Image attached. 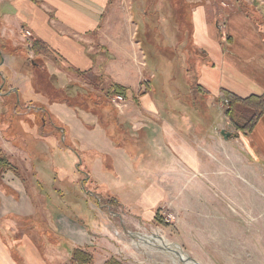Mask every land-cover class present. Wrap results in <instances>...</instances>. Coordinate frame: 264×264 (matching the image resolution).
Masks as SVG:
<instances>
[{"label":"crops","instance_id":"0c3cea01","mask_svg":"<svg viewBox=\"0 0 264 264\" xmlns=\"http://www.w3.org/2000/svg\"><path fill=\"white\" fill-rule=\"evenodd\" d=\"M136 1L133 8L126 0H0V65L15 61L24 47L27 56L47 67L53 78L61 74L66 79L57 85L59 89L89 86V91L99 92L116 83L135 95L137 100L126 101L122 112L109 102L125 133L119 141L109 137L107 123L96 115L93 105H75L80 110L77 114L65 103L51 107L56 106L57 111L68 108L79 120L80 134L87 141L76 136L83 153L77 154L81 164L86 158L105 198L109 195L114 203L117 200L124 212L135 215L140 222L154 223V216H161V207L167 205L174 191L184 189L186 184L187 188L191 175L208 172L207 131L215 119L209 123L192 103L159 104L150 97L155 75L135 41L137 24L132 9L142 14L151 6L148 9L154 13L155 1ZM163 1L172 7L171 0ZM184 1L190 5L189 42L179 40L176 31L181 28L174 23L169 36L176 47H182L187 62L191 57L197 74L190 93L209 104L207 108L199 106L204 115L208 111L216 113L221 106L216 99L223 90L241 97L264 94V7H258L254 0ZM25 31L31 33L34 50L39 53L29 48ZM1 91L0 95L8 98L20 94L11 82L7 90ZM29 104L19 98L13 108L27 116L24 107ZM35 104L52 117L49 109ZM186 110H194L199 118L192 119V114L189 118ZM58 120L66 142L65 123ZM239 137L248 139L249 157L262 166L264 173V114L249 136ZM59 146L73 148L69 143L68 147ZM255 146H259V153ZM117 166L124 177L117 173ZM11 174L8 179L5 175L6 182L0 177V264H72L71 252L76 248L93 255L91 264L106 262L107 252L101 249L106 244L102 237L94 243V237H106L103 232L107 225L100 214L106 211L101 208L107 209V201L101 207L98 203L96 217L86 225L60 211L49 212L46 204L37 205L21 178ZM181 174L188 177L180 180ZM85 176L89 179L90 173ZM120 197L128 198L123 202L126 204L120 202Z\"/></svg>","mask_w":264,"mask_h":264},{"label":"rangeland","instance_id":"374dc122","mask_svg":"<svg viewBox=\"0 0 264 264\" xmlns=\"http://www.w3.org/2000/svg\"><path fill=\"white\" fill-rule=\"evenodd\" d=\"M126 1L129 7L137 6L136 0ZM172 1L174 5L171 7L163 0H156L154 13L148 9L151 6L142 14L132 9L137 24L135 41L139 43L148 69L155 75L150 97L159 104L186 105L192 103L188 94L197 72L190 62L191 57L187 62V55L180 51L182 47H176L169 34L174 23L181 28L176 31L180 34L179 40L188 43L190 5L184 0ZM254 1L258 7L264 6V0ZM151 2L147 0V3ZM22 52L15 61L0 65V93L1 89L9 88L10 82L20 93L16 95L18 99L0 95V147L17 174L11 170L2 172L0 176L4 182L5 175L8 174V179L13 173L21 178L26 191L33 193L37 205L46 204L49 212L60 211L86 225L96 217V208H99L96 196L101 200L100 207L107 201V209L101 208L106 211L100 214L107 225L103 232L106 237L95 236L94 243L97 244V238L102 237L106 245L101 249L107 252V259L112 258L120 264H182L162 249L142 245L131 236L132 233L158 234L178 244L190 259L199 264H264V173L262 166L249 157L246 137L225 140L220 134L221 129L230 132L234 129L224 117L227 106H219L216 113L209 111L207 116L197 107L195 111L202 112V118L207 117L209 123L215 119L207 131L208 172L191 175V184L174 191L167 205L161 207L166 226L142 223L135 215L124 212L117 200L109 202L111 197L107 195L105 198L102 188L96 186V178L86 158L80 163L77 151L82 153V150L77 145L76 136L83 141L87 139L80 134L79 120L73 114L80 113V110L67 102H76L74 90L84 94L89 91V86L59 89L57 85L66 79L61 74L53 78L47 67L34 57H28L30 54L27 56L24 47ZM187 54L190 56L189 52ZM169 75L172 77L168 78ZM69 78L77 81V78ZM104 92L100 91L101 97ZM134 94L138 96L137 92ZM133 96L127 93L125 101L134 103L137 99ZM19 98L23 104L30 103L28 108L24 107L27 116L20 115L13 108ZM57 102L69 105L73 113L68 108L57 111L56 106L51 107ZM35 103L49 109L52 117ZM195 111L186 110L185 114L189 118L192 114V119L199 118ZM57 118L68 125L64 124L69 141L65 142L61 137ZM62 134H65L64 130ZM58 143L61 146L69 143L73 148L62 149ZM255 149L259 153V146ZM117 168L120 177H124L123 170ZM87 173H90L89 179L85 176ZM187 177L181 174L179 179ZM127 199L120 197V202L126 204L123 202Z\"/></svg>","mask_w":264,"mask_h":264},{"label":"trees","instance_id":"16d2710c","mask_svg":"<svg viewBox=\"0 0 264 264\" xmlns=\"http://www.w3.org/2000/svg\"><path fill=\"white\" fill-rule=\"evenodd\" d=\"M156 1V0H154ZM172 1V0H171ZM173 2V3H172ZM171 2V5H174V1ZM182 2V1H181ZM264 7V6H263ZM264 9V8H263ZM254 12V11H253ZM220 31V28L218 26ZM191 33V30H190ZM190 36V35H189ZM189 42V41H188ZM34 43L32 42L30 45V49L36 53H39L37 49H35ZM33 61V60H32ZM96 87V83L92 84ZM104 90L105 92L102 94L103 97L100 96V91ZM99 92L87 91L86 93H79L78 91L75 93L74 97L76 102L68 101L70 105H81V106H95L96 115L103 119L107 123V133L109 137L114 141H119L121 136L125 135L122 129V125H119V121L116 115L115 110L110 106L109 100H107L109 94L111 93H120L123 95H127L129 93L128 88L123 87L116 83H110L106 86V88L98 90ZM192 100V104L195 106L202 105V108H207L208 103L200 102L198 100L197 95H195L192 91L188 94ZM74 97H70V99H74ZM216 101L220 104H223L227 101V109L224 111V117L230 121V123L234 127V131H232V137L237 138L239 134L243 136H249L251 134L252 129L255 127L256 123L260 119V117L264 114V94L262 95H248L246 97H241L235 93H231L223 90ZM66 102V101H63ZM107 108V109H105ZM105 109V110H104ZM209 112V111H208ZM208 114V113H207ZM203 115V114H202ZM64 129V128H63ZM110 131V132H109ZM230 138V139H231ZM14 168V165L10 162L9 157L4 154L0 147V175L4 171H8ZM13 173L17 176V174L13 171ZM1 177V176H0ZM109 202L114 203L113 199H109ZM154 223L157 225L166 226L167 223L163 220L161 216L156 214L154 216ZM93 259V255L87 251H83L79 248L73 249L71 252V263L72 264H91ZM104 264H120L116 260L110 258L107 259Z\"/></svg>","mask_w":264,"mask_h":264},{"label":"bare ground","instance_id":"6f19581e","mask_svg":"<svg viewBox=\"0 0 264 264\" xmlns=\"http://www.w3.org/2000/svg\"><path fill=\"white\" fill-rule=\"evenodd\" d=\"M131 236L136 237L142 245H146L149 247L159 248L171 256H173L176 260L180 261L182 264H198L194 260L190 259L181 249V247L176 243H171L160 237L158 234H137L132 233Z\"/></svg>","mask_w":264,"mask_h":264},{"label":"built area","instance_id":"2783aa9c","mask_svg":"<svg viewBox=\"0 0 264 264\" xmlns=\"http://www.w3.org/2000/svg\"><path fill=\"white\" fill-rule=\"evenodd\" d=\"M25 37L29 43V48L31 45V33L29 31H25ZM109 101L110 103L119 111L122 112L125 109L126 106V101H125V96L123 94L120 93H112L109 96ZM221 106H227V101L223 104H221ZM28 108V107H27ZM29 110V109H28ZM96 200L98 203H100V199L96 196Z\"/></svg>","mask_w":264,"mask_h":264},{"label":"water","instance_id":"95a60500","mask_svg":"<svg viewBox=\"0 0 264 264\" xmlns=\"http://www.w3.org/2000/svg\"><path fill=\"white\" fill-rule=\"evenodd\" d=\"M220 134L223 136L225 140H228L232 136V132L221 129ZM199 264V263H198Z\"/></svg>","mask_w":264,"mask_h":264}]
</instances>
